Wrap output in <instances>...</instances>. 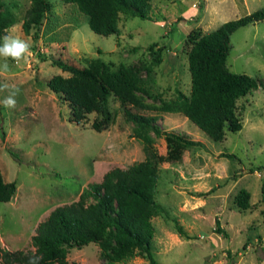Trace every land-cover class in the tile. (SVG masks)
<instances>
[{
    "label": "rangeland",
    "instance_id": "rangeland-1",
    "mask_svg": "<svg viewBox=\"0 0 264 264\" xmlns=\"http://www.w3.org/2000/svg\"><path fill=\"white\" fill-rule=\"evenodd\" d=\"M48 2L41 24L25 32L22 20L31 0H0V11L10 8L15 15L5 35L28 41L32 53L18 64L8 61L10 70L0 74V85L20 89L14 109L0 106V172L17 187L10 201L0 202V250H34L31 236L55 207L76 201L107 170L150 159L158 171L160 210L152 220L156 264H264V20L230 37L227 69L263 83L236 101L241 130H226L221 140H213L181 112L161 108L179 91L189 95L188 35L211 32L263 7L264 0H151V20L121 13L120 32L107 36L93 32L75 4ZM57 58L78 67L104 62L115 71L120 64L129 66L151 96L138 93L146 104L141 108L123 106L111 94L110 121L96 131L95 113L73 121L67 102L48 88L53 75H69L52 63ZM5 95L0 92V99ZM126 109L154 116L162 130L199 143L170 158L163 135L150 132L149 144L134 136L138 124ZM240 189L250 194L246 209L233 200ZM216 218L225 234L215 231ZM66 259L68 264H105L92 242L70 249ZM0 264H5L1 251ZM120 264L151 263L137 256Z\"/></svg>",
    "mask_w": 264,
    "mask_h": 264
},
{
    "label": "trees",
    "instance_id": "trees-1",
    "mask_svg": "<svg viewBox=\"0 0 264 264\" xmlns=\"http://www.w3.org/2000/svg\"><path fill=\"white\" fill-rule=\"evenodd\" d=\"M62 1L75 4L87 16L90 29L104 36L120 32L117 22L121 13L146 20L152 17L151 0ZM50 7L48 0H31L22 20V29L28 32L31 27L40 25ZM263 20L264 6L225 21L211 32H191L186 40L191 78L189 95L179 91L173 101L163 104L162 110L181 112L213 140H221L226 130H241L236 101L263 83L227 69L230 37L237 29ZM14 23L15 15L10 8L0 11V38ZM37 54L43 61L48 59V55ZM158 54H155L156 61ZM52 63L69 75H53L46 81L48 88L67 102L73 121L81 122L88 114L95 113L92 127L96 131L107 127L110 121L107 101L111 94L123 106L131 104L141 108L146 104L138 93L151 96L141 78L124 64L114 71L104 62L78 67L57 58L52 59ZM125 114L138 124L134 136L144 143L151 142L150 132L163 135L170 158H178L184 148L199 143L162 130L154 116L127 109ZM157 184V166L150 159L134 162L126 168L113 167L104 173L100 182L84 187L76 201L55 207L37 224L31 236L34 250H0L1 259L5 264H28L30 258L40 256L39 264H68L66 257L70 249H79L92 242L99 246L105 264H120L137 256L156 264L152 254V220L160 210L155 199ZM16 188V182H6L0 172V202L10 201ZM261 190L264 193V182ZM249 198V192L240 189L233 200L238 208L246 209ZM215 223V231L225 234L217 218ZM176 229L183 233L179 225Z\"/></svg>",
    "mask_w": 264,
    "mask_h": 264
},
{
    "label": "clouds",
    "instance_id": "clouds-1",
    "mask_svg": "<svg viewBox=\"0 0 264 264\" xmlns=\"http://www.w3.org/2000/svg\"><path fill=\"white\" fill-rule=\"evenodd\" d=\"M8 31L7 29L5 30ZM30 43L17 36L4 35L0 38V74H5L10 70L8 61L18 64L22 60L31 56ZM0 92H6L7 95L0 99V106L7 109H14L17 104V97L20 95V89L15 85L7 83L0 85ZM40 256L32 257L29 259L28 264H39Z\"/></svg>",
    "mask_w": 264,
    "mask_h": 264
}]
</instances>
